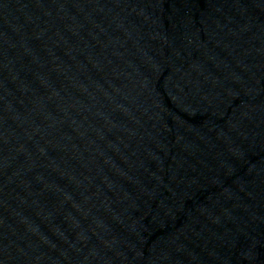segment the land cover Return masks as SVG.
<instances>
[{"label":"water","instance_id":"water-1","mask_svg":"<svg viewBox=\"0 0 264 264\" xmlns=\"http://www.w3.org/2000/svg\"><path fill=\"white\" fill-rule=\"evenodd\" d=\"M0 264H264V0H0Z\"/></svg>","mask_w":264,"mask_h":264}]
</instances>
